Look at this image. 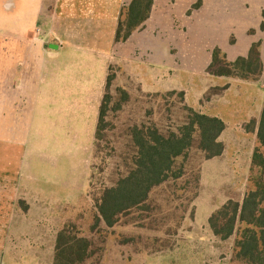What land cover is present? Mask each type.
<instances>
[{
	"label": "rangeland",
	"instance_id": "1",
	"mask_svg": "<svg viewBox=\"0 0 264 264\" xmlns=\"http://www.w3.org/2000/svg\"><path fill=\"white\" fill-rule=\"evenodd\" d=\"M20 1L18 10L26 8ZM159 1L152 17L116 45L109 71L112 81L106 127L95 142L93 189L89 180L86 195L81 153L80 177L70 189L73 195L79 193L72 198L75 204L53 211H63L64 225L73 223L77 235L91 241L90 256L81 264H249L235 257L237 231L222 239L212 231L209 218L230 198L242 201L255 188L253 178L264 177V167L253 164L256 147L264 158L258 126L255 131L247 127L261 118L264 70L258 80H249L211 75L207 68L216 47L232 61L248 55L257 43L264 60V0ZM22 28L16 26L19 44L40 43L41 28L34 26L27 38L18 36ZM32 61V67H36V60ZM17 77L22 75L17 73ZM170 90L185 91V101L178 95L155 94ZM31 103L26 98L17 102L19 110L29 107L27 116H15L19 132L26 133L29 128ZM185 104L209 115H220L228 126L222 135L226 143L231 137L238 140L244 132L248 140L241 146L231 143L226 154L214 160H205L200 151L193 150L188 157V175L153 189L146 207L131 210L113 227L103 219L98 221L90 192L111 186L128 173L135 154L131 129L135 125H156L164 133L175 131L186 120ZM36 126L31 129V142L38 136ZM199 172L198 196L192 199L194 178ZM68 187L69 182L64 181L61 190L65 195ZM44 215L54 217L55 213ZM13 236H17L16 229ZM16 256L13 262L5 258V263L45 264L29 257L27 251Z\"/></svg>",
	"mask_w": 264,
	"mask_h": 264
},
{
	"label": "crops",
	"instance_id": "2",
	"mask_svg": "<svg viewBox=\"0 0 264 264\" xmlns=\"http://www.w3.org/2000/svg\"><path fill=\"white\" fill-rule=\"evenodd\" d=\"M23 1L26 8L18 10L20 0H0V264L7 257L15 261L21 251L54 264L65 218L63 211L53 210L75 204L72 198L79 193L70 189L80 177L81 153L88 195L116 33L121 12L132 0ZM159 2L154 0L149 19ZM17 25L23 27L18 36L25 38L34 26L41 28L40 43L19 44ZM18 98L32 102L26 133L15 124L17 113L27 116L29 111L17 109ZM35 123L38 136L31 142ZM226 131L228 126L220 136L225 150L213 160L223 157L231 143L241 146L248 140L244 132L226 143ZM64 181L69 182L66 195ZM48 212L55 216L44 215Z\"/></svg>",
	"mask_w": 264,
	"mask_h": 264
},
{
	"label": "trees",
	"instance_id": "3",
	"mask_svg": "<svg viewBox=\"0 0 264 264\" xmlns=\"http://www.w3.org/2000/svg\"><path fill=\"white\" fill-rule=\"evenodd\" d=\"M154 0H132L123 8L116 41H126L132 33L144 25L151 15ZM125 16V18H124ZM220 47L213 51L207 71L211 75L258 80L264 70L260 45L251 46L248 55L228 60ZM109 73L105 96L100 108L96 138L100 140L106 127L109 109ZM126 97L128 93H125ZM158 96L178 95L185 101L186 92L170 90L155 92ZM186 120L175 131L164 133L159 127L135 125L131 131L135 146L133 164L128 173L111 186H104L98 192H90L97 207V220L103 219L109 227L117 224L121 217L131 210L147 206L153 189L165 183L176 182L188 175L187 165L190 152L198 150L205 160L221 156L225 150L220 136L226 123L218 116H212L185 104ZM258 126V140L264 148V107L259 123L252 120L250 131ZM253 164L264 167V158L258 147L253 155ZM93 169V166H92ZM193 172L195 170H192ZM198 172V171H197ZM94 175L90 176L93 189ZM200 172L194 178L192 199L198 196ZM255 188L248 191L242 201L230 198L209 218V225L215 235L227 239L237 231L235 257L249 264H264V177L253 178ZM95 227V225H94ZM76 226L68 222L60 230L56 245L54 264H81L90 256L91 241L77 235Z\"/></svg>",
	"mask_w": 264,
	"mask_h": 264
}]
</instances>
